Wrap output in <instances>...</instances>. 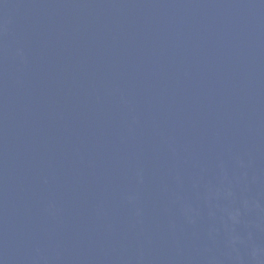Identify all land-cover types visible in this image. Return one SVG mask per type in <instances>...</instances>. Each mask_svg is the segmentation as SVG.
<instances>
[{"label":"water","instance_id":"obj_1","mask_svg":"<svg viewBox=\"0 0 264 264\" xmlns=\"http://www.w3.org/2000/svg\"><path fill=\"white\" fill-rule=\"evenodd\" d=\"M0 264H264V0H0Z\"/></svg>","mask_w":264,"mask_h":264}]
</instances>
